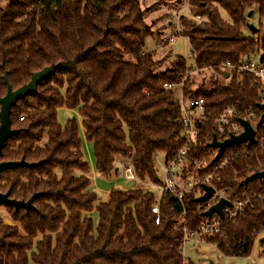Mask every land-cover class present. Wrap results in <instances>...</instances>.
Segmentation results:
<instances>
[{"label": "trees", "instance_id": "trees-1", "mask_svg": "<svg viewBox=\"0 0 264 264\" xmlns=\"http://www.w3.org/2000/svg\"><path fill=\"white\" fill-rule=\"evenodd\" d=\"M189 6V16L179 19V35L195 60L178 56L158 64L160 70L145 51L153 32L141 0H8L0 7V97L6 94L4 74L16 90L34 73L57 67L11 109L18 134L5 142L0 162L37 165L2 172L0 192L16 201L35 197L29 210L4 207L11 225L0 219V264H182L177 227L184 220L196 228L202 218L196 198L186 194L180 204L134 185L111 189L108 200L95 206L82 139L92 146L98 176L110 177L116 162H128L137 180L160 187L155 156L170 158L182 142L180 111L167 84L180 83L194 66L197 75L212 72L196 89L187 79L183 89L205 101L202 133L213 132L225 106H256L251 76L218 67L264 50V0H192ZM250 13L259 19L256 34L246 29ZM61 109L75 111L79 120L59 124ZM199 141L193 155H206V141ZM244 149L248 153L235 154ZM227 154L217 186L248 202L235 222L223 223L224 237L208 243L218 241L226 256H248L253 233L264 230V179L245 180L264 171V155L248 147ZM156 203L158 225L151 213Z\"/></svg>", "mask_w": 264, "mask_h": 264}, {"label": "built area", "instance_id": "built-area-1", "mask_svg": "<svg viewBox=\"0 0 264 264\" xmlns=\"http://www.w3.org/2000/svg\"><path fill=\"white\" fill-rule=\"evenodd\" d=\"M183 8L189 10L190 1L181 0ZM180 15L172 21V28L175 33L179 35ZM195 21L201 19L200 16H192ZM187 39V38H186ZM170 41H172L170 39ZM264 53L261 48L256 49L250 56H243L238 64H231L229 62L219 65L221 71H234L237 74H248L252 78V84L257 89V103L256 106L240 107L239 104H229L225 106L218 114L212 133H202L201 129L206 123V114L208 108L202 98H189L184 94V85L187 79L194 73H199L200 70L194 66L183 77L178 84H167L165 88L167 91H173L174 96L172 102L178 106L180 111L179 122L182 127L181 146L170 158L165 159L164 162V176L160 185L161 195H169L177 202L182 204L183 198L186 194L193 195L196 199L205 194L203 187H210L213 189V194L203 203H199L198 210L202 213L209 210L211 207L217 205L221 200L228 201L229 206H224L221 211V217L213 214L210 218L203 217L199 220L195 229L188 228L183 220L177 227L182 232V255L186 242H193L195 244H204L212 239L224 237L223 223H233L239 215L242 214L247 199L233 198L228 194L231 189L229 187H218L220 177L218 172L221 171L229 163L230 154L225 155V152L233 149H243L245 147L252 148L253 152H261L264 155V121L258 125L261 119L263 110L260 109L264 105V62H260V56ZM187 59L193 63L195 60L194 51H190ZM21 120V119H20ZM239 121L248 123L254 131V144H241L238 147L228 148L223 155L215 163H212L217 154L216 149H208L206 155H193V148L196 147L200 141V137L206 141V146L211 143L214 138L217 142H223L231 136H239L244 132V128ZM198 123L200 126H198ZM248 153L245 149L235 154ZM212 165L210 170L208 166ZM262 171V170H260ZM123 173L127 180H136L134 169L131 164L123 165ZM151 213L154 215V224H159L160 209L158 203L151 208ZM183 213L185 211L183 210ZM261 235V232L253 233L256 238ZM211 239V240H210ZM212 244L217 247L218 241H212ZM182 264H188L187 260L183 258Z\"/></svg>", "mask_w": 264, "mask_h": 264}, {"label": "rangeland", "instance_id": "rangeland-1", "mask_svg": "<svg viewBox=\"0 0 264 264\" xmlns=\"http://www.w3.org/2000/svg\"><path fill=\"white\" fill-rule=\"evenodd\" d=\"M7 1L8 0H0V7L5 6ZM141 1L145 21L152 28V36L157 42H155L154 45L152 38H148L145 43V51L152 55L156 63L158 62L157 68L159 70L164 69V67H158V64L159 66L163 65V63L167 65L169 61L178 56L187 59L191 51L188 40L181 35H177L172 27L170 29L168 23L172 22L177 14L180 16L188 15V10L183 8L180 0ZM249 24L255 28L259 27V19L256 13L253 17L248 19V25ZM262 27L261 29H263ZM246 29L245 33H248L249 30L247 29V31ZM170 39L172 41H170ZM161 50H163V52H161ZM211 73L210 71H205V73L203 72L198 75L194 73V75L190 77V81L194 83L193 88L196 89V87L202 81L206 80ZM73 117L79 120L75 111L61 109L58 111L57 120L59 124L63 125L68 119ZM82 141V150L85 160L91 166L93 162L92 146L83 139ZM164 162L165 155L163 153H158L155 156L154 163L157 178L160 181H162L164 176ZM126 164H128V162H123L122 165L120 162H116V172L110 177L98 176L95 170L90 167L88 177L91 180V190L98 195V201L95 203V206L108 200V192L111 189H128L127 185L129 180L125 178L123 173V165ZM134 187L148 190L152 192L157 199L160 198V187L153 185L147 180L141 182L136 179ZM0 219L4 224L11 225L4 207H0ZM93 219L94 221L96 219V214L94 212ZM262 237H264V230L261 232V235L255 239L248 256H226L211 243L195 244L193 242H186L183 249V258L187 260L188 264H264V245L260 243V238Z\"/></svg>", "mask_w": 264, "mask_h": 264}, {"label": "water", "instance_id": "water-1", "mask_svg": "<svg viewBox=\"0 0 264 264\" xmlns=\"http://www.w3.org/2000/svg\"><path fill=\"white\" fill-rule=\"evenodd\" d=\"M248 18H251V13L248 15ZM247 29L252 34L257 33V28H255L250 24L247 25ZM260 62L261 63L264 62V53L261 54L260 56ZM56 69L57 67H47L39 72L34 73L27 84L22 85L16 90L11 89L7 81V76L6 74H4L3 81L6 86V94L3 97H0V156L2 154V149L4 147L5 142L12 136L18 134L17 130H13L11 128V124H10L11 109L16 105V103L19 100H23L25 97H27L30 94H35L37 91V86L40 84V82L50 78L55 73ZM260 109L263 110V113L261 115L260 121L258 122V125H260L264 121V105H261ZM239 122L244 128V132L241 135L231 136L227 140H224L223 142L220 143L213 138L211 143H209L206 146L209 149L217 150V154L213 159L212 163H215L217 160H219L223 155L224 151L228 148L238 147L241 144H245V143H247L249 146L254 144L255 142L254 131L252 127L244 121H239ZM198 126H200L199 123ZM34 165L37 164H27L23 160L19 162H0V174L11 168L21 167V166L32 167ZM256 179H264V171L251 175L245 180V183H248ZM134 185H135V180H131L129 181L127 188L130 189ZM203 188L205 190V194L196 199L198 203L205 202L213 194L212 188L210 187H203ZM34 197L35 196L31 197L26 202L16 201L10 199L9 192L6 193L0 192V207H13L15 209L22 208L25 210H29L31 208V203ZM224 206H229V203L228 201L221 200L217 205L211 207L209 210L204 212L202 216L210 218L213 214H217L221 217L222 216L221 211ZM260 243L264 245V237L260 238ZM263 252H264V248H263Z\"/></svg>", "mask_w": 264, "mask_h": 264}, {"label": "crops", "instance_id": "crops-1", "mask_svg": "<svg viewBox=\"0 0 264 264\" xmlns=\"http://www.w3.org/2000/svg\"><path fill=\"white\" fill-rule=\"evenodd\" d=\"M172 22H169L168 23V26L170 27V29H171V27H172V24H171ZM151 38H152V42H153V44L155 45V42H156V40L154 39V37L153 36H151ZM148 40V39H147ZM157 43V42H156ZM161 52H163V50H161ZM157 54V53H156ZM169 57V56H168ZM166 59V58H165ZM168 59V58H167ZM166 64V63H165ZM164 63H163V65L162 66H164L165 65ZM83 138V137H82ZM93 162H92V164H91V167L93 168ZM90 179V178H89ZM108 194H109V192H108Z\"/></svg>", "mask_w": 264, "mask_h": 264}]
</instances>
